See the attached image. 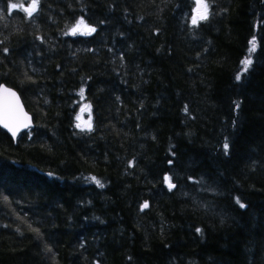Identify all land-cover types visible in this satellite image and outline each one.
I'll list each match as a JSON object with an SVG mask.
<instances>
[{
  "label": "trees",
  "instance_id": "trees-1",
  "mask_svg": "<svg viewBox=\"0 0 264 264\" xmlns=\"http://www.w3.org/2000/svg\"><path fill=\"white\" fill-rule=\"evenodd\" d=\"M21 2L0 85L34 128L0 129V264H264V0L196 25V0Z\"/></svg>",
  "mask_w": 264,
  "mask_h": 264
},
{
  "label": "snow or ice",
  "instance_id": "snow-or-ice-1",
  "mask_svg": "<svg viewBox=\"0 0 264 264\" xmlns=\"http://www.w3.org/2000/svg\"><path fill=\"white\" fill-rule=\"evenodd\" d=\"M197 3V8H196V14L193 15L191 23L193 25H196L198 23V20H204L207 19V13H208V5L206 3V0H196ZM39 5V0H31V4L28 7H24L23 6V2H21L20 4L17 3H10L9 4V13H11V11L13 9H17L18 7H20L25 13H27L28 17H31L33 15L34 12L37 11ZM3 16L2 14H0V19H2ZM84 25V21L81 19L75 26H73L69 31L71 34H76L78 31H80L81 26ZM87 31L85 34H90L91 32H94L96 29L92 28V27H87L86 25L84 26ZM68 34V33H66ZM256 44L255 42H250V47H249V56L251 55V53L255 52L256 50ZM5 51H7L5 49ZM242 65H243V71H247L249 66L252 64V60L250 58H245L244 60L241 61ZM241 76L238 74L236 76L237 80H240ZM0 92L7 94L8 96L11 97H15V93L11 92L8 89H4L3 86H0ZM81 94H83V89L81 90ZM239 107V105H237V108ZM85 110H89L87 108H81V113H83ZM185 111L187 112V107H185ZM76 120L77 123L75 125L76 128L84 130L85 128H87L88 130H91L92 128V124H91V117H89V120L87 121H83L82 120V115L78 114L76 116ZM21 118L20 115L17 111V109L11 104H7L5 106L0 107V123H2L4 125V127L9 128L10 131L13 132V135H15V130L16 128L19 127L20 123H21ZM228 143L225 142L224 144V149L227 152L228 150ZM51 175V174H50ZM90 181L95 182L98 186L103 187L104 185L100 182L99 179H97L96 177H90L89 178ZM165 182L168 184L169 189L175 187L174 184L171 183V177L169 176H165L164 177ZM237 203L240 204V207L243 208L245 207L244 204L240 203V201L237 199ZM148 207L147 202H145L142 205V208H146ZM197 231L199 232L200 230L197 229Z\"/></svg>",
  "mask_w": 264,
  "mask_h": 264
},
{
  "label": "water",
  "instance_id": "water-1",
  "mask_svg": "<svg viewBox=\"0 0 264 264\" xmlns=\"http://www.w3.org/2000/svg\"><path fill=\"white\" fill-rule=\"evenodd\" d=\"M0 86H3L4 89H8L11 92L15 93V97L13 98L11 96H8L5 93L0 92V107L11 103L17 109L22 122L20 123L19 127L16 128L15 135H13V132L10 131L9 128L4 127V125L2 123H0V128L4 132H6L8 134V136L13 141H16L17 138L21 134L27 132L30 129H33V127H34L33 119H32V116L30 115V113L27 112V110H26L20 96L18 95V93L14 89L7 87L4 84H1ZM172 184H174V183H172ZM164 185L169 189L168 184L166 182H164ZM172 189H174V187L169 189V190H172ZM146 208L141 207L142 210H145Z\"/></svg>",
  "mask_w": 264,
  "mask_h": 264
},
{
  "label": "rangeland",
  "instance_id": "rangeland-1",
  "mask_svg": "<svg viewBox=\"0 0 264 264\" xmlns=\"http://www.w3.org/2000/svg\"><path fill=\"white\" fill-rule=\"evenodd\" d=\"M195 14H196V11L194 10V11H193V14H192V17H193V15H195ZM199 21H202V20H198V22H199ZM77 23H78V22H77ZM77 23H76V24H77ZM76 24H75V25H76ZM85 25H86V24L84 23V25L81 26L80 31H78L76 34L84 35V34L86 33V31H87V29L84 27ZM86 26L89 27L88 25H86ZM69 34H71L70 31H69ZM81 103H84V102L82 101ZM81 108H87V109H89L88 107H85L84 104L81 105L80 109H81ZM80 114L82 115V120H83V121H87V120H89V117H91V116H90V109H89V110H85L83 113H81V110H80ZM76 122H77V120H76ZM85 129H87V128H85Z\"/></svg>",
  "mask_w": 264,
  "mask_h": 264
}]
</instances>
